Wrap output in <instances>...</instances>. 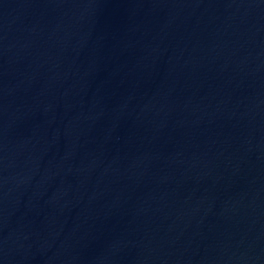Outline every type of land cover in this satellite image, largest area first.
Masks as SVG:
<instances>
[{
  "label": "water",
  "instance_id": "95a60500",
  "mask_svg": "<svg viewBox=\"0 0 264 264\" xmlns=\"http://www.w3.org/2000/svg\"><path fill=\"white\" fill-rule=\"evenodd\" d=\"M0 264H264V0H0Z\"/></svg>",
  "mask_w": 264,
  "mask_h": 264
}]
</instances>
